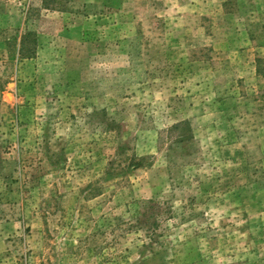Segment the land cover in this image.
Listing matches in <instances>:
<instances>
[{
	"label": "rangeland",
	"instance_id": "1",
	"mask_svg": "<svg viewBox=\"0 0 264 264\" xmlns=\"http://www.w3.org/2000/svg\"><path fill=\"white\" fill-rule=\"evenodd\" d=\"M0 264H264V0H0Z\"/></svg>",
	"mask_w": 264,
	"mask_h": 264
},
{
	"label": "trees",
	"instance_id": "2",
	"mask_svg": "<svg viewBox=\"0 0 264 264\" xmlns=\"http://www.w3.org/2000/svg\"><path fill=\"white\" fill-rule=\"evenodd\" d=\"M25 36V35H24ZM22 41H23V36H22V38H21V40H20V47H22L23 45V43H22ZM18 53L20 54V52L18 51Z\"/></svg>",
	"mask_w": 264,
	"mask_h": 264
}]
</instances>
